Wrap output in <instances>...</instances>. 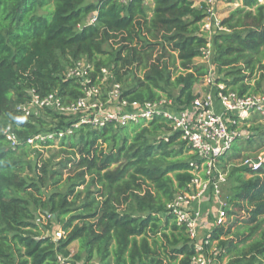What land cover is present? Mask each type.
Masks as SVG:
<instances>
[{
  "label": "trees",
  "instance_id": "obj_1",
  "mask_svg": "<svg viewBox=\"0 0 264 264\" xmlns=\"http://www.w3.org/2000/svg\"><path fill=\"white\" fill-rule=\"evenodd\" d=\"M204 18L192 0H0V264H196L194 241L168 210L194 178V155L167 121L84 125L44 159L39 148L54 142L27 140L72 127L75 119L49 110L24 117L18 108L29 102L30 90L41 97L57 92L63 106L75 103L80 87L61 75L81 59L95 74L109 70L129 103L165 98L178 109L188 107L199 97L194 87L209 77L195 63L209 44L200 31ZM221 25L226 31L212 40L213 64L223 75L215 83L224 85L222 93L262 95L264 5L243 0ZM262 120L253 115L244 122L253 134L219 159L222 171L264 154V132L256 126ZM6 126L19 140L15 148L3 134ZM28 150L38 157L33 164L23 158ZM241 169L221 223L206 238L204 253L214 248L213 264H264V166ZM62 180L64 193L58 191ZM47 182L53 190L45 196ZM36 209L56 217L61 239L45 235L51 219L47 227L34 222Z\"/></svg>",
  "mask_w": 264,
  "mask_h": 264
},
{
  "label": "built area",
  "instance_id": "obj_2",
  "mask_svg": "<svg viewBox=\"0 0 264 264\" xmlns=\"http://www.w3.org/2000/svg\"><path fill=\"white\" fill-rule=\"evenodd\" d=\"M213 1L201 0L199 8L204 10L205 15L200 26L202 33L213 30L226 31L215 15ZM255 2L257 5H264V0H255ZM89 22L93 24L95 18H90ZM207 47L209 48V44ZM206 51L207 49L204 50L203 57H206L207 53L210 54ZM210 76L209 73V77L204 81L207 84H212ZM61 77L79 85L82 96L75 103L63 106L57 92L41 97L34 90H30L29 102L18 109L24 117L37 116L44 110L66 117L76 116L74 125L64 130L37 134L28 139L27 143L32 145L35 142H57L66 135L72 134L73 129L84 125L97 129L108 124L115 128H124L162 117L169 123L170 133L178 134V140L184 142L186 148L194 155V159L189 162L194 178L187 190L178 193L180 196L174 199L168 210L175 215L178 224L185 225L190 238L194 241L195 248L199 252L194 262L213 264L209 253H204L206 238L210 233L205 239L198 240L197 231L203 212L193 209L191 205L194 201L210 194L211 199L219 206L215 226L221 223L225 203L221 201L220 185L225 180L218 167L219 159L230 153L236 142L249 138V132L241 129L247 119L253 115L264 118V95L239 97L233 92L222 93L225 89L224 85L217 84L215 98L220 106L219 112L215 111L214 98L211 96L203 99L198 97L188 107L178 109L167 99L146 104L129 103L121 99V86L114 81L110 71L102 69L95 74L94 66L85 59L67 67ZM170 133L163 136L165 141H168ZM3 134L10 142V146L15 148L19 140L11 127L7 126ZM240 165L242 168L257 172L264 166V154L245 158L241 160ZM61 238L62 233L58 232L53 240Z\"/></svg>",
  "mask_w": 264,
  "mask_h": 264
},
{
  "label": "rangeland",
  "instance_id": "obj_3",
  "mask_svg": "<svg viewBox=\"0 0 264 264\" xmlns=\"http://www.w3.org/2000/svg\"><path fill=\"white\" fill-rule=\"evenodd\" d=\"M96 0H86V2H94ZM194 2V6L199 8L200 7V3L201 0H192ZM229 2V0H214V11H215V15L218 18L219 21L222 22L223 19H225L228 14L235 9L236 7H239L242 5L243 0H236L234 1L232 4L227 3ZM199 5V6H198ZM219 33H222V31H211L209 33H203V35L206 37V39L209 42V48L207 47V51L206 52H210V54L208 55V53L206 54V57H203L201 59H197L195 63H197L198 65H203L211 74L210 78L212 80V84H207L206 82L200 83L198 85H196L194 87V92L195 90H197V92L199 93V97L200 98H206L208 96H211L212 94H214L215 91V86L217 85L215 83L216 79H222L223 75H219L214 64H213V48H212V40L213 37ZM111 49H113V46L110 45H105L104 46V50L106 51H111ZM136 74L138 76H140V72L137 71ZM137 76V77H138ZM252 84H254V81L252 82ZM107 87H109V85H107ZM172 91V95L175 96L177 93V90H171ZM263 91H264V85H263ZM264 95V92L263 94ZM165 99V98H164ZM171 101V100H170ZM172 102V101H171ZM73 119L76 118V116L72 117ZM256 126L259 127V133L264 132V120L260 121L259 123H256ZM255 126V127H256ZM7 127V126H6ZM250 125L247 127L246 125H243L241 129H243L244 131L247 130L249 132V134H253V132H251L249 130ZM57 142H54V145L50 146V147H46V148H39L38 145L33 146V148H39L40 153H42L44 159H49L51 158L52 155H57V153L59 152V148L57 146ZM34 144V143H33ZM32 144V145H33ZM261 151H263L262 149L259 150H255V152H252L251 154H258ZM264 152V151H263ZM20 153V152H19ZM188 155H192L190 152L188 153ZM23 158L25 161H28L30 164H33L34 162H36L38 160V157H36L35 153L33 152V150H28L27 154L24 156ZM241 160L238 159L236 161H233L232 164H230L228 166V168L226 169V171H222L220 168V172L223 175V178L225 180V182L220 185L221 188V201L222 203H225V205L228 204V200L230 198V196L232 195V188L235 185V181L236 178L243 173V170L241 169V165H240ZM241 167V168H240ZM65 177V176H64ZM63 177V179H64ZM243 177L245 179H247L249 177V175L247 173L243 174ZM59 192L60 193H64L67 190V185L65 184V181L62 180L59 183ZM53 190V186L50 182H47L45 184V187L42 189V192L45 196H48L50 194V192ZM180 195H176L175 196V200L179 197ZM211 202V201H210ZM31 209L33 210V208L31 207ZM219 209V206L214 207L211 206L210 208H208L209 212H208V216H207V220L209 222H213L214 224H212V226L215 227V221L217 218V211ZM249 208L245 209L244 212L242 213V217L241 219H246L248 216L247 211ZM247 210V211H246ZM48 219H51L52 221V225L49 227V229H47V231L45 232V235L50 236L52 238H54L56 236V234L58 232L63 233L61 231V227L60 225L57 223L56 217L54 215H50V213L47 210H42V209H36L34 211V222L41 226V227H47L48 226ZM206 221V218H205ZM70 250L72 252V254H75L77 252V244H72L70 246ZM214 248L211 249L209 251V255H212V253L210 254V252H213ZM214 253V252H213ZM84 257V255H82V258ZM213 262V261H212ZM72 264V263H71ZM75 264H84V261H80V262H75ZM89 264H100L99 260L96 261H92Z\"/></svg>",
  "mask_w": 264,
  "mask_h": 264
},
{
  "label": "crops",
  "instance_id": "obj_4",
  "mask_svg": "<svg viewBox=\"0 0 264 264\" xmlns=\"http://www.w3.org/2000/svg\"><path fill=\"white\" fill-rule=\"evenodd\" d=\"M196 60H195V62H196ZM195 93L199 95L197 90H195ZM211 97L214 98L213 99V107H214L215 111L219 112L220 111V106H219V104L216 101L215 93L212 94ZM246 126L248 127L249 125H246ZM211 198L212 197L210 196V194L209 195L207 194L203 198H201L200 200L194 201L192 203V205H191V207L193 209H197V210H200V211L203 212V216H202L201 220L199 221L200 227L198 228V231H197L198 232V240L205 239L208 236V234L211 232V230L214 228V226H212V224H214V223L213 222H209L207 220V216H208L207 214L209 212L208 208H210L211 206L217 207V205L214 203L213 199H211ZM205 210H207L208 212L205 211ZM205 218H206V221H205Z\"/></svg>",
  "mask_w": 264,
  "mask_h": 264
}]
</instances>
